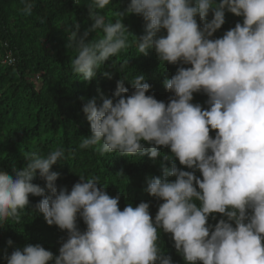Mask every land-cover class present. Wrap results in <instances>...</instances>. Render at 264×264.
Returning a JSON list of instances; mask_svg holds the SVG:
<instances>
[{"label":"clouds","instance_id":"clouds-1","mask_svg":"<svg viewBox=\"0 0 264 264\" xmlns=\"http://www.w3.org/2000/svg\"><path fill=\"white\" fill-rule=\"evenodd\" d=\"M21 2V13L31 16L34 0ZM111 3L86 5L93 23L83 34L78 23L65 28L67 47L76 53L72 72L91 82L134 44L139 55L152 49L161 65H178L163 81L172 95L165 103L148 94L143 74L123 76L112 98L101 93L102 103L83 104L91 134L79 148L159 163L161 175H149L144 191L163 202L153 220L149 202L121 210L120 195L110 196L98 177L79 175L70 191L58 188L52 168L67 160L65 149L23 152L22 169L0 171V225L20 223L30 196L41 197L35 209L67 238L58 255L27 244L5 255L6 264H174L158 243L161 231L171 234L184 264H264V0H130L108 19ZM226 13L242 23L214 38ZM132 14L143 18V35L125 25ZM125 66L128 60L111 67L123 72ZM196 93L208 97L207 108L193 103ZM37 177L45 186L33 182ZM213 214L223 217L215 225L209 223L217 219Z\"/></svg>","mask_w":264,"mask_h":264},{"label":"trees","instance_id":"trees-1","mask_svg":"<svg viewBox=\"0 0 264 264\" xmlns=\"http://www.w3.org/2000/svg\"><path fill=\"white\" fill-rule=\"evenodd\" d=\"M129 2L112 0L105 9V15L114 19L113 13L116 10L125 11ZM88 3L91 0H34L32 15L26 16L20 11L23 7L21 0H0L1 39L9 42V49L15 58L13 64L3 62L8 49L0 41V171L14 175L13 168L22 169L26 164L23 152L38 151L47 155L63 147L67 160L62 164L58 162L52 168L59 173L56 181L58 188L66 186L70 191L79 182V175L86 178L95 176L110 196L120 195L121 210L128 203L136 206L142 201L149 202L154 220L163 201L156 200L144 189L149 175H161L159 163H154L148 156L130 158L117 153L100 156L93 149H80L84 136L91 134L82 107L92 98L102 103L101 93L112 98L117 81L125 75L130 78L135 73L146 77V82L151 85L149 95L154 94L158 100L167 103L172 94L164 88L163 81L176 73L178 65H161L152 49L148 55H139L132 44L116 58H110L91 82L75 75L71 60L76 53L67 47L65 28L78 23L83 34L91 26L93 21L89 19ZM208 19H212L211 14ZM242 20V17L226 13L225 24L214 34V38L222 37L225 31L235 27L237 22L242 23ZM124 23L136 36L144 34L141 16L128 15ZM95 35L90 33L89 39ZM125 60H128V66L123 72L111 67L115 62L119 67ZM104 71L112 72V78L106 77ZM125 86L131 93L132 86L127 82ZM207 99L205 94L196 93L193 103L207 108ZM210 135L214 137L215 132L211 131ZM160 150L171 154L170 149ZM167 164L171 167L170 162ZM177 165L182 170L191 171L180 165L178 160ZM121 172L124 176L118 174ZM33 182L41 186L46 183L39 177ZM40 199L30 196L31 207L22 212L20 223L9 221L0 225V264H6L5 255L27 244L39 243L55 255L59 254L62 238L66 239L67 233L46 223L43 215L35 209ZM213 215L217 217L216 220L209 219L213 225L223 218L221 214ZM78 226L82 231L86 229L82 219L78 220ZM160 238L161 249L172 257L174 264H184L171 234L161 231ZM9 239L13 241L11 246L7 243Z\"/></svg>","mask_w":264,"mask_h":264},{"label":"built area","instance_id":"built-area-1","mask_svg":"<svg viewBox=\"0 0 264 264\" xmlns=\"http://www.w3.org/2000/svg\"><path fill=\"white\" fill-rule=\"evenodd\" d=\"M0 41H2V39H1V29H0ZM2 42H3V45L8 49L6 56L3 58V62L4 63H8V64H13L14 61H15V58H14V56L12 54V50L9 49V42L6 41V40H4Z\"/></svg>","mask_w":264,"mask_h":264}]
</instances>
